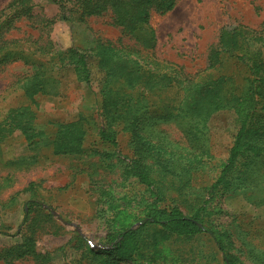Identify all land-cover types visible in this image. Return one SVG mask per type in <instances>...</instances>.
I'll list each match as a JSON object with an SVG mask.
<instances>
[{
  "label": "rangeland",
  "instance_id": "rangeland-1",
  "mask_svg": "<svg viewBox=\"0 0 264 264\" xmlns=\"http://www.w3.org/2000/svg\"><path fill=\"white\" fill-rule=\"evenodd\" d=\"M9 1L0 0V9ZM31 3L29 18H14V9L0 16V31L12 50L33 53L29 60L56 63L45 64L56 90L35 94L32 102L22 82L29 81L33 64L21 59L0 64V125L11 108L30 104L34 110L28 133L0 130V264H223L208 233L192 238L151 233L145 212L155 200L156 186L164 191V200L157 203L161 207L175 205L190 213L203 205L208 224L236 264H264V134L259 126L264 114L251 119L259 133L242 132L243 145L219 181L241 125L234 107L207 117L206 139L197 144L206 142L209 153L190 156L191 133L185 136L169 118L151 116L140 129L148 145L131 140L120 127L116 146L103 143L98 92L104 74L91 44L100 39L125 46L128 53L140 50L142 65L152 67L146 52L132 36L121 34L110 12L86 15L77 0ZM263 23L264 0H175L163 13L151 11L148 24L155 42L150 54L163 62L157 71L178 83L168 96L180 97L182 82L208 65L222 27L259 29ZM251 43L264 57V42L255 37ZM70 46L85 51L88 82L71 65H60ZM230 62L213 73L224 72ZM63 134H79L80 146L60 150L58 136ZM131 159L156 186L139 181ZM28 200L39 204L24 218ZM125 228L126 251H105L107 231Z\"/></svg>",
  "mask_w": 264,
  "mask_h": 264
},
{
  "label": "trees",
  "instance_id": "trees-1",
  "mask_svg": "<svg viewBox=\"0 0 264 264\" xmlns=\"http://www.w3.org/2000/svg\"><path fill=\"white\" fill-rule=\"evenodd\" d=\"M86 15L102 14L110 12L114 25L120 27L121 34L132 36L135 43L146 52L151 66H144L138 58L140 50L136 53L132 49L128 53L123 48L115 47L111 41L95 40L91 47H97V62L99 69L104 74V80L99 86L100 113L104 119L98 129L101 142H107L112 146L117 145L116 127H120L129 133L131 140L148 145L149 143L141 134L145 118L160 117L169 118L178 128L185 133H191L189 150L193 156L195 152H208L205 140V121L207 117L220 109L234 107L240 114L241 125L238 128L234 144L229 150L226 162L222 164L219 181L224 172L232 165L236 153L243 145L240 139L242 132L260 131L259 127L254 130V117L262 118L264 114V57L251 40L258 37L264 42V23L259 29H249L246 26L238 28L222 27L219 31L216 47L208 56V65L200 70L191 79L185 80L181 89L180 97H169L168 89L173 87L176 79L167 72L157 71L161 65L152 54L154 46V31L148 24L151 11L165 12L171 9L175 0H77ZM31 0H10L0 9V16L6 11L14 9V18H29L32 8ZM7 16L3 21H5ZM11 22V19H7ZM10 20V21H9ZM71 23V22H70ZM2 22H0L1 26ZM73 27V24H69ZM239 27V28H240ZM0 31V64L7 59H21L33 64V70L28 77V82H22V91L26 97L35 102V94H53L56 86L55 80L48 72L47 64L53 62L29 60L33 55L23 49L12 50L13 45L8 44V39L3 37ZM117 42H120L118 40ZM264 44V43H263ZM104 46L112 47L113 51H107ZM67 52V53H66ZM60 65H71L74 72L85 82L89 81L90 70L85 51L70 46L66 50ZM140 57V56H139ZM66 59V60H65ZM227 59H232L229 67L224 72L214 74L220 70ZM164 64H167L164 62ZM163 94L164 96H162ZM7 121L0 125V130L11 132L19 129L28 133V126L33 121V109L29 105H19L11 108L8 112ZM159 115V116H157ZM264 121L261 119L260 122ZM261 133L264 134V124H259ZM62 143L58 148L68 151L72 146L79 147V134L59 135ZM197 144V146H196ZM131 168L139 181L145 185L156 186L141 165L131 159ZM155 200L149 204L145 212L146 222L153 225L152 234L163 232L168 235L181 238H192L201 233H208L216 247L221 252L223 264H236L235 257L226 251L218 232L213 229L206 220L204 206L200 205L190 213L183 212L178 206H159L158 202L164 200V191L156 186ZM39 203L28 200L25 203L24 218L32 210L33 205ZM133 231V230H131ZM154 236V235H153ZM128 237L127 228L109 230L106 234V243L109 248L105 251H126L124 238ZM88 247V246H87Z\"/></svg>",
  "mask_w": 264,
  "mask_h": 264
}]
</instances>
